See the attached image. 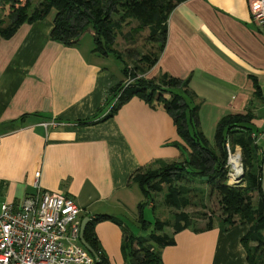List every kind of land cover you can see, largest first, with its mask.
<instances>
[{
  "label": "crops",
  "instance_id": "1",
  "mask_svg": "<svg viewBox=\"0 0 264 264\" xmlns=\"http://www.w3.org/2000/svg\"><path fill=\"white\" fill-rule=\"evenodd\" d=\"M249 4L178 2L167 18L164 47L145 74L189 78L192 95L187 98L198 104L199 127L208 140L214 139L222 116L251 112L262 178L264 24L252 20ZM51 11L23 22L8 38L0 35V193L3 201L14 204L36 190L69 195L82 208L80 225L84 216L88 221L97 213L117 217L121 224L110 219L94 224L104 253L99 264H132L121 248L127 228L119 216L124 212L138 221L137 205L144 196L132 176L156 160L179 159L183 149L177 143L183 140L161 103L150 104L136 94L112 116L77 124L78 119L107 112L105 99L123 81V66L117 73L109 55L92 50L90 32L77 44L51 39ZM137 190L139 200L133 196L139 195ZM206 222L193 218L174 232V242L161 249L163 264H246L240 238L248 224L224 228L215 220L205 227ZM164 231L172 234L167 227Z\"/></svg>",
  "mask_w": 264,
  "mask_h": 264
},
{
  "label": "trees",
  "instance_id": "2",
  "mask_svg": "<svg viewBox=\"0 0 264 264\" xmlns=\"http://www.w3.org/2000/svg\"><path fill=\"white\" fill-rule=\"evenodd\" d=\"M182 0H0V35L10 37L23 23H31L55 10L50 38L63 44H77L85 32H90L93 51L110 55L123 62V73L132 81H119L109 89L105 99L107 112L98 116L94 113L77 124H91L113 115L117 107L132 95H139L150 104L159 102L172 115L177 132L183 144L179 159L164 162L152 168L139 167L132 179L138 184L144 200L138 207V222L141 229L149 224L144 219L142 205L151 197L152 190H161L165 184L164 201L167 206L177 208L173 219L157 218L153 230L137 234L123 228L122 251L134 257L138 264H163L161 249L174 242L173 233L189 226L193 219L184 209L190 203L189 188L180 182L199 179L209 188V196L215 195L221 212L218 222L227 228L237 222L247 223L248 230L241 236L246 251V264H264V192L261 178L259 146L251 137L253 114L233 113L222 116L215 128L214 143L209 144L198 123V104H191L187 98L192 95L188 89L189 78L164 74L161 77H146L145 73L158 59L167 37V18L173 7ZM115 16V17H114ZM135 22V24H133ZM128 26L127 31L124 28ZM148 29L146 40L157 44V50L143 53L130 69L121 51L114 47L117 34L125 40L135 42L136 34ZM134 51L128 49V56ZM239 145L242 153L244 173L239 183L227 182L225 142ZM176 144V143H175ZM159 162V163H160ZM256 196V197H255ZM110 219L121 221L107 213H97L88 220L80 240L92 246L89 252L96 258V264L104 262V253L98 244L94 224ZM205 227H211L214 219L207 217ZM166 226L172 227V234L166 233Z\"/></svg>",
  "mask_w": 264,
  "mask_h": 264
},
{
  "label": "built area",
  "instance_id": "3",
  "mask_svg": "<svg viewBox=\"0 0 264 264\" xmlns=\"http://www.w3.org/2000/svg\"><path fill=\"white\" fill-rule=\"evenodd\" d=\"M249 10L252 20L263 25L264 0H250ZM251 137L256 141L257 132ZM225 149L227 182L239 183L244 173L241 148L227 140ZM81 211L71 196L49 190L28 193L18 204L2 201L0 264H96L80 241Z\"/></svg>",
  "mask_w": 264,
  "mask_h": 264
},
{
  "label": "rangeland",
  "instance_id": "4",
  "mask_svg": "<svg viewBox=\"0 0 264 264\" xmlns=\"http://www.w3.org/2000/svg\"><path fill=\"white\" fill-rule=\"evenodd\" d=\"M55 12L54 9H52L51 12ZM115 17V16H114ZM135 24V22L133 23ZM128 26L124 28V31H127ZM148 33V29L145 28L141 33L136 34V40L135 42L127 41L121 34H117L115 41H114V47L121 51L122 55L124 56L127 64L129 65L130 69L134 67L135 63L138 62V58L143 54L147 53L151 50H157V44L151 43L150 41L146 40ZM84 37H89V34L87 32L83 33ZM128 49H132L134 51L133 56H128ZM110 60L111 65H114L112 67L114 71L116 70L117 73L121 71V68L123 66V62L120 59H117L113 56V54H110ZM142 75H146L143 73ZM147 77V75H146ZM129 77L128 75L123 76V82H125ZM200 128V127H199ZM202 130V128H200ZM203 131V130H202ZM209 144L214 143V139L209 138ZM160 162V161H159ZM156 162L151 167H157L161 166L163 163ZM262 187L264 192V171L262 173ZM180 184L185 185L189 188V191L187 193L188 197L190 198V203L184 207L186 211H188L192 219L194 218L197 222L201 221L202 219H207L208 216L212 217L215 221H217L218 216L221 212L220 205L217 201V197L215 195L209 196V188L206 185L205 182L199 180V179H189L180 182ZM138 194H133L135 196L136 200H139L140 198V192L139 190L136 191ZM164 194H166V187L165 184H162L161 190H152L151 191V197L148 201H146L142 205V213L144 216V219L148 221L147 224L149 226L146 229H141L139 227V222L131 220L124 212L119 214L121 219L123 220L124 224L126 225V228L134 233L137 234H145L149 233L151 230H153L152 225H154V222L157 218L161 220L165 219H173V213L177 211L176 207L173 206H167L164 201ZM256 197V196H255ZM142 200H144V197H142ZM3 201V197L0 193V203ZM134 202V201H133ZM151 204V205H150ZM137 210V209H136ZM80 217V215H79ZM87 221V218L84 216L82 218L81 222V232L83 229V226L85 222ZM203 224V223H202ZM168 229H172L170 226H166ZM81 241V240H80ZM83 246L87 249L89 247V250L92 248V246L88 243L84 242ZM132 263V262H131Z\"/></svg>",
  "mask_w": 264,
  "mask_h": 264
},
{
  "label": "water",
  "instance_id": "5",
  "mask_svg": "<svg viewBox=\"0 0 264 264\" xmlns=\"http://www.w3.org/2000/svg\"><path fill=\"white\" fill-rule=\"evenodd\" d=\"M131 262H132V264H138L137 260L134 257L131 258Z\"/></svg>",
  "mask_w": 264,
  "mask_h": 264
}]
</instances>
